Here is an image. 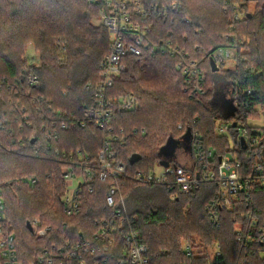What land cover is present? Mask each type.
I'll use <instances>...</instances> for the list:
<instances>
[{
  "label": "trees",
  "instance_id": "16d2710c",
  "mask_svg": "<svg viewBox=\"0 0 264 264\" xmlns=\"http://www.w3.org/2000/svg\"><path fill=\"white\" fill-rule=\"evenodd\" d=\"M249 1L257 2L258 11L244 12L239 18L243 0H182L174 19L158 21L160 36L173 38L198 59L221 43L224 33L236 34V40L227 44L247 50L241 53L246 61L235 71L214 72L203 64L206 94L201 98L185 84L177 69L178 59L168 55L152 56L150 66L143 69L136 58L127 57L128 68L111 89L112 96L133 94L138 98L134 110L116 109L111 123L126 131V143L118 147V156L129 166L127 177L121 180L123 192L129 213L137 216L134 228L148 245L152 264H264V241L257 237L246 245L235 232L240 225L246 237L264 227V187L255 186L250 195L241 192L235 209L220 213L217 226L206 212L207 203L216 194V183L201 181L194 193H179L172 200V191L166 187L140 184L132 178L138 172H152L155 164L167 160L160 151L170 140H182L193 132L202 136L204 146L212 148L217 157L233 153L241 162L242 175H248L257 163L264 166L260 162L264 158V127L259 143L251 150L241 144L237 127L232 126L228 134L216 131L218 120L247 124L264 108V0ZM99 7L90 6L87 0H0V184L8 182L1 187L21 264H47L38 261L45 250L77 243L82 236L93 238L101 221L113 215L105 202L107 183L100 181L93 193L83 195L80 213L66 216L61 201L63 166L50 159L56 150L77 147L95 156L101 146V127L81 126L79 121L84 110L95 104L93 87L99 83L102 58L110 51L107 28L92 23ZM30 43L40 55L39 64L27 65ZM244 64L253 66L259 76L245 72ZM29 69L39 76L40 85L28 83ZM235 79L256 91L247 107L227 114L213 106V99L219 84H225L228 93L227 86ZM52 110L74 117L67 118L68 127L57 139L37 150L38 143L46 142L41 125ZM22 115H27V122ZM5 118L9 122L2 125ZM134 128L139 131L130 133ZM142 129L146 133H140ZM154 186L166 194L162 196ZM148 188L150 192L144 193ZM35 220L39 228L50 227L44 236L34 233ZM124 232L122 228L113 247L88 258V264L95 260L118 264L124 257ZM183 234L189 242L193 236L200 237L206 247L216 246L219 254L188 255L181 245Z\"/></svg>",
  "mask_w": 264,
  "mask_h": 264
},
{
  "label": "built area",
  "instance_id": "2783aa9c",
  "mask_svg": "<svg viewBox=\"0 0 264 264\" xmlns=\"http://www.w3.org/2000/svg\"><path fill=\"white\" fill-rule=\"evenodd\" d=\"M87 3L90 6L100 5L97 20L110 34V51L102 58L99 83L93 87L95 104L86 108L79 120L81 126L97 124L101 127V146L95 156L87 153L84 148L77 147L69 151L56 150L50 159L58 161L63 166L65 189L61 201L66 216L71 217L80 213L83 195L93 193L100 181L107 183L105 202L113 209V215L101 221L93 238L87 239L82 236L77 243L59 248L53 246L52 250H45L38 261L45 260L47 264H88V258L113 247L121 229L125 228L124 257L117 263L152 264L148 245L134 228L137 216L129 213L123 192L121 180L127 177L129 166L118 156V147L126 143V131L123 127L118 128L111 123L116 109L125 112L134 110L138 105V98L133 94L110 95L115 80L127 70V57L136 58L143 69L150 66L152 56L168 55L178 59L177 69L181 72L185 84L196 93L198 98H201L206 94L207 73L203 67L206 61L213 60L217 72H222L235 71L241 62L246 61V58L238 51L236 44H228L211 49L205 57L198 59L191 56L173 38L160 36L157 30V25L160 24L158 21H171L174 14L181 10L182 0H87ZM225 39L228 42L234 41V37L230 35H226ZM244 71L254 77L259 76V72L253 66L244 64ZM27 81L33 86L40 85L39 76L30 69L27 71ZM227 88L236 107L234 111L247 107L256 91L251 87L244 88L239 79H235ZM14 110L15 108H12L11 112ZM22 110L25 112V107ZM22 117L27 122V115ZM72 117L73 114L68 115L61 110H52L47 114L45 123L41 125L46 142H37L39 146L37 150L57 139L68 127L67 118ZM8 122L9 120L5 118L1 124ZM249 123L235 119L231 122L218 120L216 131L228 133L232 126L237 127L241 138L244 139V143L241 144L251 150L259 143L261 138L259 134L262 131L258 128H249L248 126H251ZM138 131L134 128L130 133L136 134ZM140 133L146 132L142 129ZM184 149L188 151L185 161L178 159L176 152L174 159L176 162L168 160V166L159 162L161 167L159 170L154 169L150 173L138 172L132 177L133 180L140 184L166 187L168 191H172V200L179 193H194L200 187L201 181L216 183V194L207 203L206 212L217 226L220 223V213L235 209L241 192L250 195L255 186L264 187L262 164H255L248 175H242L241 162L233 153L217 157L212 148L207 149L204 146L202 136L197 132L190 135L189 148ZM260 162L263 163L264 158ZM30 180L35 182L36 178ZM251 219L253 226H256L257 221L252 217ZM6 222V208L0 187V258L3 264H21L17 258L14 235L11 231H2ZM32 227L38 236H44L50 229V227L39 228L38 220L33 222ZM235 232L238 239L246 245L251 244L257 237L264 241V227L259 229L258 234L252 231L246 237L240 225L236 226ZM183 246L188 255L196 251L190 243H185ZM215 253L219 254L218 249ZM100 261L95 260L92 264H101Z\"/></svg>",
  "mask_w": 264,
  "mask_h": 264
},
{
  "label": "rangeland",
  "instance_id": "374dc122",
  "mask_svg": "<svg viewBox=\"0 0 264 264\" xmlns=\"http://www.w3.org/2000/svg\"><path fill=\"white\" fill-rule=\"evenodd\" d=\"M244 3H245V7H243V9H240L239 10V18H242L244 16V12H250L252 14L256 13L258 11V5H257V2L256 1H249V0H243ZM92 23L94 25H97V26H101V24L99 23V21L97 20V16H95L93 19H92ZM234 29V28H233ZM222 31V30H221ZM232 31V29L230 30ZM223 32V31H222ZM227 36H232L234 37V39L236 40V34L235 33H224V35H222V39L223 41L219 44L215 43L214 44V48H217L218 46L220 45H228L225 39V37ZM237 47V46H236ZM238 51H240V53L245 52L246 49L244 48H240V47H237ZM247 51V50H246ZM26 58L28 60V64L27 65H32V64H39V53L37 52V50L35 49V47L33 46V44H28L27 45V48H26ZM206 64H208L210 66V62L206 61ZM220 86L217 87V90H216V94H215V97L213 99V106H215L216 108H220L222 109L224 112H226L227 114L229 113H232L234 110H235V106L233 104V101L231 99V97L229 96V94L226 92L225 90V87L223 84H219ZM140 107V106H139ZM138 109V108H137ZM260 111V116L259 117H254V118H250L249 119V124L252 125V126H256L258 127V129H260V131H263V127H264V108H260L259 109ZM145 131V129H144ZM219 134H228V133H219ZM189 140H190V136L189 135H186L184 137V139L182 140H170L168 142V144H166L164 146V148L161 149L160 151V154L162 157L164 158H167V160H172V159H176L175 157V154L177 152V158L182 160V161H185L186 158L188 157V151L187 149L185 150L184 148H189ZM233 144H231V147H232ZM179 150V151H178ZM161 167L159 166V164H155V167L154 169L155 170H159ZM153 169V170H154ZM8 182H4L3 184H0V187L4 186V185H7ZM1 187V188H2ZM146 187V186H145ZM144 188V187H142ZM153 189H156V192L160 193L162 196H164L165 193V190L163 188H160V187H152ZM136 190H138V188H136ZM136 190H134L133 194H136L137 192H135ZM144 190V193H148L150 192L149 188L148 189H143ZM125 197H126V194H125ZM3 232L5 231H12L11 229V223L10 221L8 220V215H7V222L4 224L3 228H2ZM188 235H185L183 234L180 238L181 240V245H182V249L184 251V244L185 243H193L192 246L194 248L195 253L197 255H203L205 253H207L209 255V257H213V255L215 254V252H217V247L216 246H212V247H209L203 243L202 239L198 236H193V242H189V240L187 239Z\"/></svg>",
  "mask_w": 264,
  "mask_h": 264
},
{
  "label": "water",
  "instance_id": "95a60500",
  "mask_svg": "<svg viewBox=\"0 0 264 264\" xmlns=\"http://www.w3.org/2000/svg\"><path fill=\"white\" fill-rule=\"evenodd\" d=\"M210 67H211V70H212V71H214V72L218 71V69H217V67L215 66V63L213 62V60L210 61ZM33 142H34V141H33ZM241 143H242V144L244 143V139H243V138H241ZM137 158H138V157H137ZM160 164H163V165H165V166H168V165H169V161H168V160H164V159H162V160L160 161Z\"/></svg>",
  "mask_w": 264,
  "mask_h": 264
}]
</instances>
